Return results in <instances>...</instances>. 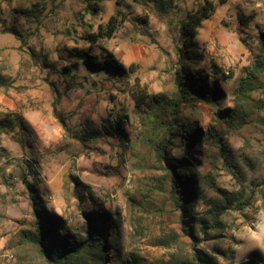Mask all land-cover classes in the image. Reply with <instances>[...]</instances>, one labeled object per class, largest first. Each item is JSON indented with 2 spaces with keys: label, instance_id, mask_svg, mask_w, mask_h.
Here are the masks:
<instances>
[{
  "label": "rangeland",
  "instance_id": "374dc122",
  "mask_svg": "<svg viewBox=\"0 0 264 264\" xmlns=\"http://www.w3.org/2000/svg\"><path fill=\"white\" fill-rule=\"evenodd\" d=\"M211 1L215 11L195 38L201 57L197 69L209 81H218L224 95L220 108H231L232 93L252 65L258 34L264 33L263 4ZM197 4V0H0V81L6 86L0 88V121L16 120L0 126V264H46L23 238L34 232L30 196L37 195L49 212L71 228L78 227L80 214L69 175L88 186L93 200L120 214L125 252L136 253L145 264L167 258L169 251L155 244L162 229L164 234L180 233L178 212L165 197L168 185L160 183L162 173L148 142L152 135L146 132L147 120L134 109L130 92L137 84V90L150 95L176 96L178 23ZM111 17L117 29L111 38L92 44V50L97 54L98 46L103 47L129 70L119 82L91 74L73 55L74 50L88 51L90 44L83 37L97 33ZM9 28L17 33L6 32ZM65 66H72L75 78H63ZM260 78L264 83V71ZM251 99L256 108L250 109L242 126L219 121L216 108L209 105H183L182 120L226 135L237 166L228 170L217 149L203 144L197 172L212 175L229 193L239 190L240 182L255 191L242 214L230 211L221 217L218 238L200 245L217 264H238L251 250L264 259V184L259 185L264 180V89L253 92ZM120 110L128 116L122 142L107 134L106 123L109 114ZM83 124L86 134L95 137L84 145L75 138L81 136ZM97 132L101 135L93 134ZM182 152L181 147L175 150L178 156ZM204 195L206 201L216 197L209 188ZM84 199L82 207L89 209V196ZM140 200L145 201L141 210ZM207 208L198 201L194 210L201 214ZM139 212L142 232L134 222ZM240 239L250 242L251 249L245 245L240 249Z\"/></svg>",
  "mask_w": 264,
  "mask_h": 264
},
{
  "label": "trees",
  "instance_id": "16d2710c",
  "mask_svg": "<svg viewBox=\"0 0 264 264\" xmlns=\"http://www.w3.org/2000/svg\"><path fill=\"white\" fill-rule=\"evenodd\" d=\"M215 1L218 4L226 2V0ZM197 2L199 4L187 10L178 23L176 46L178 69L174 71L176 96L173 99H166L160 94L150 95L144 89L137 90V84L130 92L134 109L138 115L147 120L146 132L152 135V139L148 142L153 144L155 166L162 173L160 183L165 182L168 185L165 197L173 206V210L178 212L177 223L180 233L168 230L164 234V229L161 230L163 235L155 245L169 251L168 256L151 264H217L200 245L218 238L215 233L223 227L221 217L230 211L242 214L251 204L255 193L251 189L247 190L242 182L236 192H226L216 185L212 175H200L197 172V164L204 156L203 144L217 149L219 157L228 170L237 169V166L233 163L226 135L215 134L214 127L203 131L196 124L182 120L181 115L185 103L186 105L202 103L216 108L219 121L226 122L229 126H242L246 123L247 117L251 114L250 109L256 108L252 104L251 94L264 89V83L260 78L264 71V33L258 34L257 52L253 57L252 65L245 71L244 77L237 82L232 93L233 107L220 108L224 95L217 80L209 81L208 75L197 69L201 57L195 40L203 21L213 15L215 7L211 0H197ZM90 7L94 11L93 6ZM117 25L116 19L111 17L97 33L83 37L91 48L88 51L74 50L73 55L76 61H81V65L91 74L104 75L108 80L119 82L129 76V70H126L115 56L103 47L98 46L97 54L92 50V44L99 39L111 38ZM6 32L13 35L17 33L13 28L7 29ZM71 71L72 66H65L63 78L66 79L69 75L75 78ZM49 84L57 91L53 82ZM0 88H6L4 82L0 81ZM127 120L128 116L122 110L115 115L109 114L106 123L110 127V132L107 134L113 133L120 142L126 140ZM15 121L1 120L0 126L6 128L14 125ZM19 123L20 128L24 129L21 122ZM83 128L81 136H74L82 145L95 138L91 134H86L85 124ZM93 134L101 135L99 132ZM180 147L183 152L178 156L175 150ZM69 181L73 186L72 193L77 200L80 214L78 227L71 228L65 219L49 212L37 195L30 196L34 232L25 233L24 242L34 246L46 264H145V259L134 252H125L122 248L120 214L108 210L105 204L93 200L88 186L77 177L69 175ZM263 184L264 180L259 185ZM31 188L29 187L30 190ZM206 188L213 190L216 197L206 201L204 195ZM86 195L90 198L89 209L82 207ZM147 198L149 197H144ZM198 201L205 202L208 207L201 214H197L194 210ZM144 202V200L139 201L140 210ZM134 219L138 231L142 232L145 229V226L142 227L144 219L141 215L135 216ZM182 238L188 239V242L182 241ZM238 264H264V259L254 252Z\"/></svg>",
  "mask_w": 264,
  "mask_h": 264
},
{
  "label": "crops",
  "instance_id": "0c3cea01",
  "mask_svg": "<svg viewBox=\"0 0 264 264\" xmlns=\"http://www.w3.org/2000/svg\"><path fill=\"white\" fill-rule=\"evenodd\" d=\"M241 221V220H240ZM243 241H244V239H240V249H242L243 247H244V245L246 246V247H248L249 249H251L250 247L252 246L251 245V243L250 242H245V243H243ZM251 245V246H250ZM251 253H254L252 250H251V252L249 253V254H251ZM248 257V256H247ZM247 257H245V258H247Z\"/></svg>",
  "mask_w": 264,
  "mask_h": 264
},
{
  "label": "built area",
  "instance_id": "2783aa9c",
  "mask_svg": "<svg viewBox=\"0 0 264 264\" xmlns=\"http://www.w3.org/2000/svg\"><path fill=\"white\" fill-rule=\"evenodd\" d=\"M254 1H259L258 3L261 2V4H263V6H262V8H261V11H264V0H254ZM227 20L231 22V21L234 20V17H231V16H230V17L227 18ZM127 183H129L128 180H127Z\"/></svg>",
  "mask_w": 264,
  "mask_h": 264
}]
</instances>
